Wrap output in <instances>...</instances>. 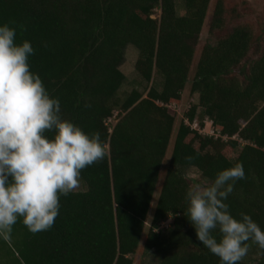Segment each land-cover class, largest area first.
Segmentation results:
<instances>
[{
  "label": "trees",
  "instance_id": "obj_1",
  "mask_svg": "<svg viewBox=\"0 0 264 264\" xmlns=\"http://www.w3.org/2000/svg\"><path fill=\"white\" fill-rule=\"evenodd\" d=\"M210 3L213 33L225 24L223 0H0V24L16 29L15 43L30 42V71L58 99L60 118L89 136L99 132L106 149L81 170L84 188L59 196L51 228L32 233L18 217L10 234H0V264H133L139 248L156 259L146 264H221L196 237L186 192L236 163L245 179L224 202L234 218L245 213L264 231V45L251 56L254 32L237 24L196 56ZM130 45L137 80L120 96ZM187 85L197 102L174 131L168 106L180 102ZM184 119L200 128L207 119L218 136ZM54 132L45 135L53 139ZM238 264H264V250Z\"/></svg>",
  "mask_w": 264,
  "mask_h": 264
},
{
  "label": "clouds",
  "instance_id": "obj_2",
  "mask_svg": "<svg viewBox=\"0 0 264 264\" xmlns=\"http://www.w3.org/2000/svg\"><path fill=\"white\" fill-rule=\"evenodd\" d=\"M14 23V22H13ZM23 29V26H20ZM16 29L0 24V234L18 217L32 233L48 230L59 214V196L80 188V172L102 160L99 132L89 136L60 118L58 99L30 71L34 50L15 43ZM55 130L54 138L45 133ZM245 179L241 163L219 171L186 192V216L195 234L221 264H238L251 241L264 250V231L245 213L234 218L224 202L236 180ZM169 220L173 215H169ZM156 231V229H155ZM218 232L219 238L213 235Z\"/></svg>",
  "mask_w": 264,
  "mask_h": 264
},
{
  "label": "rangeland",
  "instance_id": "obj_3",
  "mask_svg": "<svg viewBox=\"0 0 264 264\" xmlns=\"http://www.w3.org/2000/svg\"><path fill=\"white\" fill-rule=\"evenodd\" d=\"M225 4V13H224V27L222 30L215 31L213 33H210L208 31V15L211 9V3L209 5V9L206 13V17L204 19L199 42L196 46V56L203 44L206 42H215V38L218 35H223L225 32H227L231 27L237 25V24H247L249 25L253 32H254V40L255 42L252 45V49L250 51V55L256 57L258 53L263 48V39H264V0H223ZM180 11V10H179ZM153 16H159V10H155V13ZM137 57V50L133 46H127L125 49V56L124 61L120 65V70L126 75V82L120 87L119 95H123L127 91H129L133 85V82L137 80L136 72L134 71L133 65L135 62V59ZM193 74V70L190 69L189 72V79L191 78ZM197 102V95L191 94L189 92V85L186 86L184 91L182 92L181 100L178 104H171L168 106V110L170 113H172L175 117L174 120V131L176 127L179 124V121L183 115V112L189 108L191 104H195ZM208 120H205L207 122ZM116 122V113L107 120L108 126H112ZM204 122V123H205ZM205 131L206 130V124H204ZM211 130V129H209ZM216 136V135H215ZM218 136V134H217ZM225 138V137H224ZM173 142V134L172 138L169 142V146L167 148V154L166 158L169 156L171 151V146ZM165 166L162 170H164ZM187 177L193 181L192 184H194L195 180L198 178V173L195 169L191 168L187 170ZM84 188L83 183L80 181V188L77 190H82ZM76 190V191H77ZM159 192V186L156 187L153 197H152V203L150 204V208L152 205L151 210L148 212V216L146 219L145 227L143 230V235L146 233L147 228L149 226V221L151 217V211L153 209V206L155 205L157 195ZM149 208V209H150ZM169 220H166L163 222V227L167 226L169 224ZM142 249L139 248L136 253L133 255V264H146L149 262L156 263V259L151 256L150 254H144L141 253ZM258 257V246L255 243L249 244V251L247 255L244 257L246 260H254Z\"/></svg>",
  "mask_w": 264,
  "mask_h": 264
},
{
  "label": "built area",
  "instance_id": "obj_4",
  "mask_svg": "<svg viewBox=\"0 0 264 264\" xmlns=\"http://www.w3.org/2000/svg\"><path fill=\"white\" fill-rule=\"evenodd\" d=\"M205 120H207V119H205ZM184 121H185V123H188L187 119H184ZM188 124L191 126V128H193V129H198L199 132H201V133H203V134L217 135V134L214 133V130H213V128L211 127V122H210V121L205 122V124H206V129L208 128V129L206 130L207 132H204V131H205V127H202V128L199 127V125H198V123L196 122V120H193L192 122H189ZM209 129H211V130H209Z\"/></svg>",
  "mask_w": 264,
  "mask_h": 264
}]
</instances>
